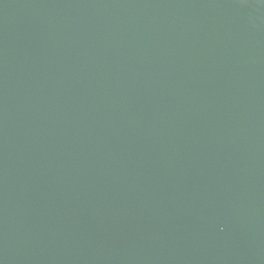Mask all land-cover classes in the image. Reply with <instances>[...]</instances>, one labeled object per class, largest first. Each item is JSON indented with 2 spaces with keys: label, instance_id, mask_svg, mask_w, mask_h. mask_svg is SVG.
Instances as JSON below:
<instances>
[{
  "label": "water",
  "instance_id": "95a60500",
  "mask_svg": "<svg viewBox=\"0 0 264 264\" xmlns=\"http://www.w3.org/2000/svg\"><path fill=\"white\" fill-rule=\"evenodd\" d=\"M0 264H264V0H0Z\"/></svg>",
  "mask_w": 264,
  "mask_h": 264
}]
</instances>
